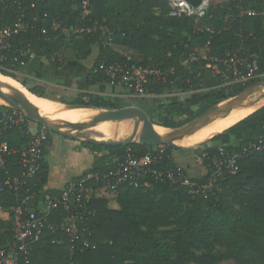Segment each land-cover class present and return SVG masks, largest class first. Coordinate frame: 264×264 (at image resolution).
Segmentation results:
<instances>
[{
  "label": "trees",
  "instance_id": "1",
  "mask_svg": "<svg viewBox=\"0 0 264 264\" xmlns=\"http://www.w3.org/2000/svg\"><path fill=\"white\" fill-rule=\"evenodd\" d=\"M50 1L54 3L48 7L46 4ZM36 2L37 0H0V30L12 26L21 12L26 14V21L32 24L36 15L31 6H35ZM71 5L77 6L74 29L92 24L103 26L113 33L116 45L139 53L145 59L142 64L174 68V85L153 88L152 93L157 96L171 91L178 82L184 91L201 88V80L188 71V66L205 68L207 61L199 60L183 65L181 56L185 50L189 55L198 54V50L204 49L208 57L224 59L241 44L244 46L245 55L251 56L248 49L255 45L253 17L243 13L248 9L244 0H229L221 6H210L207 16L197 25L187 19L168 17L167 0H91V14L83 21L79 16V0H45L38 18L40 28H46L47 35H41L40 46L43 57L53 68L64 65L57 51L65 42L75 48L79 59L87 54L86 50L90 45H99L98 36L94 34L60 36L55 42L52 41V19L65 18ZM155 11L159 14L156 15ZM44 14L47 17H43ZM200 27H211L214 31L212 34L199 32ZM33 34L32 31H21L10 37L11 50L5 53L3 59L0 58L2 76L17 74L21 66L29 61L20 59L15 63L12 59L17 56V51L29 48ZM47 38L51 40L47 41ZM99 46L102 55L97 63L123 60L111 48ZM216 78L225 100L264 80V77H257L242 85L235 82L225 84L219 76ZM103 82H106L105 78L94 74L92 69L87 83L93 85ZM21 85L25 87L23 82ZM28 91L44 98L35 89ZM60 102L85 107L116 108L110 98L85 93H79L72 102ZM219 102L221 101L202 95L195 105L180 102L156 104V116L152 123L168 129L180 128ZM252 124H264V107L212 137L208 141L212 144L210 147L201 146L202 164L206 167V174L190 176L191 182L198 186L209 183L213 175L211 159L219 155L220 149L226 153H241L243 147L252 140H239L234 136L241 130V126ZM20 142L22 140L18 131H14L12 144ZM93 146L101 155L96 157L95 165L89 172L100 176L113 171L128 150L139 156L155 148L139 144ZM173 152L174 150L166 148L161 167L167 170L179 167L173 160ZM237 165L235 174L224 172L221 178L214 180L209 190L194 195L188 194L187 189L180 185L150 181L149 187L120 188L116 192V208H110L106 199L93 197L88 207L94 216L87 225L92 233L90 239L96 245L94 250L72 252L68 244H53L45 235L33 247L27 261L20 263L264 264V150L241 155ZM45 184L44 159L43 176L36 189L39 200L50 192L45 189ZM11 204L12 196L0 195V207L5 209L0 211V239L7 244L12 240L10 214L6 212Z\"/></svg>",
  "mask_w": 264,
  "mask_h": 264
},
{
  "label": "built area",
  "instance_id": "2",
  "mask_svg": "<svg viewBox=\"0 0 264 264\" xmlns=\"http://www.w3.org/2000/svg\"><path fill=\"white\" fill-rule=\"evenodd\" d=\"M90 1L79 0V16L82 21L91 14ZM167 2L168 17L187 19L196 25L207 16L210 7L209 0H200L198 6L186 0ZM33 7L34 5L31 6ZM251 15L249 13V16ZM43 17L47 15L44 14ZM21 31H36V24L28 23L24 12L20 13L12 26L0 30L1 59L11 50L10 37ZM38 31L42 36L47 35L46 28L39 27ZM198 31L212 34L214 30L211 27H200ZM72 33L80 36L94 34L98 36V43L102 46L111 48L115 45L113 33L97 24L77 27ZM122 57L121 61H99L93 68V73L102 75L109 86L123 90L125 99L147 100L157 97L152 93L153 88L174 85V68L144 65L130 56ZM32 58L33 53L30 48H26L17 51V56L12 62ZM199 60H206V66L214 70L225 84L235 82L245 85L259 75L257 60L245 55L243 44L224 59L208 56L202 59L196 53L188 55L189 63ZM31 123L22 112L7 105H0V195L8 194L13 198V204L6 211L10 214L12 240L0 249V264L26 262L33 247L45 235L53 244H68L72 252L94 250L96 245L90 239L92 233L87 225L94 213L88 205L101 190L117 192L124 187H149L152 181L180 185L187 189L188 194L194 195L209 190L214 180L221 178L224 172L235 174L241 155L264 150V138L248 142L241 153H226L220 149L219 155L211 159L213 175L205 186L191 182L190 176L182 167L175 170L161 167L166 146H154L153 150L139 156L128 150L113 171L102 176L93 172L80 175L68 181L58 193H46L39 200L36 189L43 176V160L49 146V131L38 127L32 132L29 128ZM14 131H18L22 140L19 144H12ZM0 211L5 209L0 207Z\"/></svg>",
  "mask_w": 264,
  "mask_h": 264
},
{
  "label": "crops",
  "instance_id": "3",
  "mask_svg": "<svg viewBox=\"0 0 264 264\" xmlns=\"http://www.w3.org/2000/svg\"><path fill=\"white\" fill-rule=\"evenodd\" d=\"M228 1L229 0H223L224 4ZM244 1L246 2L248 9L243 13L248 16L249 13H251V16L253 17L252 30L255 41V45L250 47L248 51L259 64L258 77H264V0ZM44 2L45 0H37L36 5L32 8L36 15L33 19V23L36 24V31L34 32L33 39L29 45L31 52L33 53V58L21 66L17 73L19 82H23L27 89L37 90L44 98L56 100L59 101V103H62L60 101H62L61 98L63 96L70 100L71 97H77L79 93H85L87 95L107 97L115 101H123L127 104L125 107L136 106L120 94L121 90L119 88L111 87L106 82L93 85L87 83L88 76L97 63V60H99L102 55V49L97 44L90 45L86 50L87 54L79 59L76 56L75 48L71 44L65 42L60 50L57 51L60 58L63 59L64 65L61 68H53L49 64L42 55L40 46L41 35L38 31L40 27L38 17L43 8ZM53 3L54 1H50L46 5L50 7ZM76 12L77 6L71 5L65 18L62 20H59V18L52 19L50 23L52 33H54L52 41L55 42L60 36L69 37L73 34L72 31L75 25ZM155 14L158 15V11H155ZM46 40L49 41L51 39L47 38ZM111 49L120 56H130L137 61L139 56H141L139 53L119 45H114ZM202 51L206 54L204 49L198 50V54ZM140 62H142V60ZM181 63L183 65H189L187 50H185L181 56ZM188 71L201 80V88L199 90L184 91L182 90L181 83L178 82L176 87L171 91L147 100H151L154 106H156V104L165 105L172 102L195 105L202 95H207L211 99H214L212 94L221 90V85L216 78V76H218L216 72L207 66H205V68L188 66ZM143 106L144 105L139 108L143 110ZM154 112L155 113L153 114L155 117L156 110H154ZM248 127L256 129L258 133L257 136L252 134L244 136L242 129L234 136V138L239 140L264 138V124H252L247 126V128ZM29 128L34 132L38 128V125L31 123ZM211 145L212 144H208L205 147H210ZM201 150L199 154L192 150L174 151L172 157L176 165L182 167L189 176L199 177L206 174V167L202 164L200 157ZM102 154H104V152ZM99 155L101 154L98 153V150L94 148L93 145L87 144L79 139L60 137L50 132L49 146L44 157L46 162L45 189L52 193H58L68 181L91 171L95 165L96 157ZM104 191L101 190L97 194L105 193L104 196L99 198L106 199L108 205H110L111 202L108 199V197H110L109 194H116V192ZM97 194L94 197H97ZM6 245V241L0 239V249Z\"/></svg>",
  "mask_w": 264,
  "mask_h": 264
},
{
  "label": "water",
  "instance_id": "4",
  "mask_svg": "<svg viewBox=\"0 0 264 264\" xmlns=\"http://www.w3.org/2000/svg\"><path fill=\"white\" fill-rule=\"evenodd\" d=\"M186 1L194 6H198L200 4V0H186ZM263 88H264V80L256 82L255 84L247 87L238 95L226 99L224 101H221L216 105L212 106L205 113H203L201 116L194 119L190 123L180 128L172 129L171 134L158 133L155 130L156 125H154L149 120L148 116L142 109L136 106L119 109V110H104L100 112L98 117H92L83 122L69 124L62 128H54L41 117V115L36 111L35 107L27 100V98L21 92L16 90H9V89L4 91L2 88H0V100H6L8 97H13L23 102L25 108L29 111L30 116L26 115L20 108L12 104H7V106L22 112L25 115V117L31 122H35L41 125L49 132L60 137H66L69 139H83V141L86 142L87 144L98 145V146H110V145H118V144H139L141 146H166L171 150L181 151L185 149V146L182 145V141L185 138L194 134L195 132L201 130L202 128L216 121L218 114H230L233 111L240 110L242 108L260 102L261 100H264V92H262ZM259 92H261L262 95L258 99L250 102V98L254 94ZM68 106L99 111L98 108L89 107V106L88 107L77 106V105H68ZM126 120L135 122L134 134L130 139L126 141H100V140L92 139L86 134H73L65 131V129L87 126L94 123H101V122L118 123ZM139 125H140V130H139L138 138L137 140H134Z\"/></svg>",
  "mask_w": 264,
  "mask_h": 264
},
{
  "label": "bare ground",
  "instance_id": "5",
  "mask_svg": "<svg viewBox=\"0 0 264 264\" xmlns=\"http://www.w3.org/2000/svg\"><path fill=\"white\" fill-rule=\"evenodd\" d=\"M0 78H2V82L9 84L13 88V90L21 92L20 88L15 86V84H13V82L9 80L7 77L2 76L0 74ZM0 88L6 91L5 88L1 86ZM1 103L2 104H12L20 108L26 115L30 116V113L25 108L24 103L13 97H8L6 100H0V104ZM263 104H264V101H260L251 106H247L240 110L233 111L230 114H218L216 121L207 125L201 130L195 132L191 136L185 138L182 141V145L184 146L185 143H188L189 145L194 146V145H197L203 142L206 139H209L215 135H218L224 132L225 130L238 124L239 122L247 118L249 115L254 113L261 105L263 106ZM42 111L44 112V117L42 118L45 121H47L50 125L56 124V127L54 128H62L69 124L83 122L89 118L98 117L100 114V111H94V110H89L85 108L66 107L63 105H55V104L49 105L47 108L42 109ZM91 130H99L103 132L106 136H108V137L104 136L102 137V139H97L96 137L89 136L90 138L95 139V140L126 141L128 139H123L122 136L124 137L132 132L134 134V125L132 121L126 120V121H122L118 123L101 122V123H94V124H90L87 126H82V127L72 128V129H65L66 132L70 131L69 133H73V134H77L78 132H83V131L85 132L91 131ZM138 130L136 132L134 140H137L138 138V134H139ZM155 130L161 134H164V133L171 134L172 133V130L169 131V130H163V129H157V128H155Z\"/></svg>",
  "mask_w": 264,
  "mask_h": 264
},
{
  "label": "rangeland",
  "instance_id": "6",
  "mask_svg": "<svg viewBox=\"0 0 264 264\" xmlns=\"http://www.w3.org/2000/svg\"><path fill=\"white\" fill-rule=\"evenodd\" d=\"M209 2H210V6H214V7H216V6H221V5H223L224 4V2H223V0H209ZM223 3V4H222ZM73 34H71V36H72ZM99 44V43H98ZM99 45H101V44H99ZM116 45V44H115ZM102 46V45H101ZM104 47V46H103ZM108 48H110V47H108ZM199 55V57L200 58H205L207 55L206 54H204L203 53V51L201 52V53H199L198 54ZM140 59V60H139ZM139 59H138V61H145V59L143 58V57H141V56H139ZM9 80H11L12 82H13V84H15V86H17V87H19L20 88V90H21V93L27 98V100L34 106V107H36V109H37V112L41 115V117H44V112L42 111V109H44V108H47L49 105H52V104H55V105H60V104H57L56 102H59V101H56V100H49V99H46V98H39V97H36V96H34V95H32L29 91H28V89L26 88V87H23V86H21V83L19 82V77L17 76V74H10V75H8V76H6ZM18 81V82H17ZM260 81H262V80H260ZM0 86L1 87H3V88H5L6 90L7 89H9V90H13V88L9 85V84H7V83H5V82H2V78H0ZM220 88V87H219ZM262 92H264V88L262 89ZM124 91L123 90H121V95L123 96L124 95ZM213 95V98H214V100H218V101H224L225 100V98H224V95H223V93H222V91L221 90H219V92L217 91L215 94L213 93L212 94ZM238 95V94H237ZM262 95V93L261 92H259V93H256V94H254L251 98H250V102L251 101H254V100H256V99H258L260 96ZM77 97L76 96H74V97H71V99L69 100V99H67L65 96H63L62 98H61V100H64V101H66L67 103H69L70 101L72 102V101H74L75 99H76ZM69 100V101H68ZM126 100H129V99H126ZM261 101H264V100H261ZM113 103H114V106L116 107V108H114V109H108V108H98L99 109V111L100 112H102V111H104V110H119V109H124V108H128V107H125L127 104L125 103V102H123V101H115V100H113ZM131 103L132 104H134V105H136L137 107H142V105H144L143 107V111L146 113V115L148 116V118H149V120L151 121V122H153L154 121V114L153 113H155L154 112V110H155V106H154V104L152 103V101L151 100H145V101H134V100H131ZM139 103V104H138ZM141 103V104H140ZM1 106H6L7 104H0ZM63 106H66V107H70V106H68V105H63ZM262 107H264V104H263V106L261 105L257 110H259L260 108H262ZM256 110V111H257ZM255 111V112H256ZM182 119H178V121H181ZM33 124H36V125H39V124H37V123H35V122H32ZM132 123H133V125H135V122L134 121H132ZM51 126H53V127H56V124H52ZM60 126H62V125H60ZM38 127H42L41 125H39ZM155 128H157V129H163V130H169V131H171L172 129H168V128H163V127H160V126H155ZM241 128V130L243 129V132L242 133H244V136L246 135V136H249V134H252V135H254V136H257V131H256V129H253V128H247V126H241L240 127ZM138 129L140 130V125H139V127H138ZM139 130H138V133H139ZM70 132V131H69ZM77 134H87L88 136H90V137H96L97 139H102V137H108V136H106L103 132H101V131H99V130H91V131H83V132H78ZM133 136V132L132 133H130V134H128V135H126V136H122V138L123 139H130L131 137ZM212 138V137H211ZM211 138H209V139H206V140H204L203 142H201V143H199V144H197V145H194V146H192V145H189L188 143H185L184 144V146H185V149H184V151L185 150H192V151H194V152H197V154H199V152H200V150H201V146H206V145H208L209 143H208V141L211 139ZM79 140H81V141H83V139H79ZM105 192V191H104ZM104 194L105 193H99V194H97V197L99 198V197H102V196H104ZM116 195L117 194H115V193H111V195L109 194V196L110 197H108V199H109V201L111 202V204L109 205L110 206V208H116L117 206H116V203H115V197H116ZM215 250H218V248H215ZM223 264H225V263H223Z\"/></svg>",
  "mask_w": 264,
  "mask_h": 264
}]
</instances>
